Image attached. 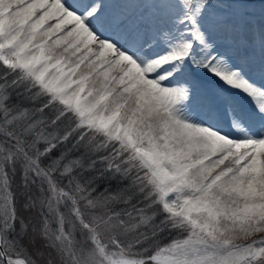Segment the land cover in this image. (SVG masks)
Instances as JSON below:
<instances>
[{"label": "snow or ice", "instance_id": "1", "mask_svg": "<svg viewBox=\"0 0 264 264\" xmlns=\"http://www.w3.org/2000/svg\"><path fill=\"white\" fill-rule=\"evenodd\" d=\"M0 264H264V0H0Z\"/></svg>", "mask_w": 264, "mask_h": 264}]
</instances>
